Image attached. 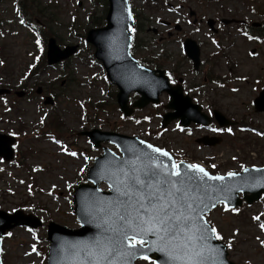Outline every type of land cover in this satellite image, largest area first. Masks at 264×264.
<instances>
[{"label": "rangeland", "instance_id": "rangeland-1", "mask_svg": "<svg viewBox=\"0 0 264 264\" xmlns=\"http://www.w3.org/2000/svg\"><path fill=\"white\" fill-rule=\"evenodd\" d=\"M100 1L94 5V0H0V87L17 91L27 86L32 92H26L24 98L0 99V132L16 138L15 158L9 163L0 160V210L11 214L15 208L33 214L43 225L34 232L24 228L10 231L12 235L3 239L2 264H45L46 225L55 222L78 227L72 193L86 183L88 168L102 154L81 132L97 129L136 136L168 151L176 161L202 164L218 174L238 172L241 166H264V137L260 135L264 114L255 113L252 105L264 88V0H129L139 25L131 51L138 61L179 72L191 81L200 82L204 75L214 77L215 85L209 80L203 83L200 95L192 94L197 96L194 100L208 112L215 107L239 127L220 133L221 143L213 147L196 143L203 135L213 134L208 130L185 131L176 123L160 128L165 97L160 106L136 110L122 119L114 100L117 90L106 81L93 59V48L85 43L89 29L104 25L105 4ZM189 9L196 17H189ZM208 18L216 21L217 35L206 27ZM223 19L259 24L262 38L257 42L255 32L245 37L238 26L220 25ZM174 25L181 31H174ZM49 37L61 48L77 45L78 50L63 66L44 69L43 42ZM185 38L199 45L198 76H192L191 63L184 55ZM38 87L54 99L52 106L44 105L43 98L34 93ZM134 99L132 96L131 101ZM70 152L77 155H68ZM100 187L107 189L106 185ZM238 210L220 205L206 218L223 237L229 260L264 264V245L260 243L264 240V198Z\"/></svg>", "mask_w": 264, "mask_h": 264}, {"label": "water", "instance_id": "water-1", "mask_svg": "<svg viewBox=\"0 0 264 264\" xmlns=\"http://www.w3.org/2000/svg\"><path fill=\"white\" fill-rule=\"evenodd\" d=\"M108 3L107 25L101 29L90 30L87 33L86 41L94 46L95 58L102 63L110 81L118 87L117 102L121 111L125 115L131 113V109L127 108V98L131 91H136L141 95L139 101L133 106L143 107L149 102L157 103L160 92L166 90L172 98L167 107L175 112L164 116L163 126L170 120L177 118L180 119L182 125H188L191 121L207 124L208 118L200 113L197 106L190 104L189 98L182 96L180 88L170 89L162 71H158L159 75L155 76L154 72L138 65L136 60L131 57L129 53L131 36L127 29L133 26V19L131 15L129 18L131 13L127 0H108ZM211 23L213 22H209V24ZM184 48L188 57L193 60L194 68L197 69L199 50L195 42L186 40ZM75 51L76 46H68L60 50L55 45L54 40L50 39L47 62L49 65L58 63L71 56ZM4 92L6 91L0 90V94ZM45 103H51V100L47 98ZM254 105L256 112H264V90L254 101ZM214 116L221 126L230 124L220 113L215 112ZM85 135L90 138L96 147L101 142L114 144L118 148L121 157L104 148L103 155L94 160L93 166L87 173V180L92 182L93 186L85 184L74 191V213L81 225L80 229L69 230L54 223L48 225L47 238L50 245L47 264H78V261H83L86 258L82 254L79 256L73 255L72 245L91 244L98 238L114 235L112 231L107 229L110 226L116 227L119 224V221H116V218L112 216V210L116 200L126 199L116 191L118 187L123 189V173L150 164L149 157L157 162H162L163 165L174 163L170 154L171 160H169V157H163L159 153L153 152L152 149L147 147V143H141V140L137 138L97 130L87 132ZM211 139L204 138L201 141L207 145L219 143V141L208 142ZM13 142V138L0 134V157L6 161L13 156L11 149ZM246 169L247 171L243 170L231 177L228 175L222 176L224 177L223 180H208L205 178L200 181L196 173L186 167L181 168V172L197 176L195 182L185 185L192 198L190 202L197 209L196 215H202L204 218V214L208 213L210 209L214 208L213 205L216 206L218 203H223L229 208L241 205L242 200L238 198L239 193H242L247 204L257 201L262 194L264 195V168ZM167 170L165 168V171ZM171 179L175 180V177ZM101 182L109 186L108 192L98 189ZM205 205H207L206 208ZM31 219H33L31 216H24L19 211L11 216L0 212V237L4 231L13 228L15 225L35 226L38 224ZM114 221L116 223H113ZM11 223L14 224L11 225ZM149 238L154 239V237ZM208 244L217 249L219 255L215 253L209 255L206 264H233L227 261L226 249L219 241L212 237ZM143 254L148 255L157 264H166L167 262V257L160 252L153 251ZM141 255L142 253L137 252L134 258L127 259V264H133L134 260L141 258ZM111 259L114 264H125V258L115 254Z\"/></svg>", "mask_w": 264, "mask_h": 264}, {"label": "snow or ice", "instance_id": "snow-or-ice-1", "mask_svg": "<svg viewBox=\"0 0 264 264\" xmlns=\"http://www.w3.org/2000/svg\"><path fill=\"white\" fill-rule=\"evenodd\" d=\"M130 31H135V29L132 28ZM36 44L39 46V39L36 40ZM2 63L3 61H0V64ZM169 79L171 80V76ZM226 131L230 132L231 129H226ZM55 143L59 144L60 141L56 140ZM147 147L163 157H169V153L161 148H154L151 144ZM68 155L76 156L77 154L70 152ZM149 160L150 164L123 173V189L118 187L116 191L126 199L116 200L112 210V216L119 221V224L107 229L114 235L98 238L91 244L71 246L74 249L73 255L82 254L86 258L78 261V264H114L111 259L114 254L125 258V264H127V259L134 258L137 252L142 253L141 259L145 261L150 257L143 253L160 252L167 257L166 264H206L209 255L213 253L219 255V251L211 247L208 241L212 237L216 240H222L223 237L217 228L204 220L202 215H196L197 209L190 202L192 198L185 185L195 182L197 176L200 181L205 178L223 180L224 177L210 175L199 164L185 166L182 163H170L163 165L162 162H157L151 157ZM183 167L190 169L197 176L181 172L180 169ZM165 168L168 170L165 171ZM243 170L247 171L246 168ZM227 175L231 177L237 173L229 172ZM172 177H175V180L171 179ZM225 210H228L227 206ZM12 211L15 212L16 209ZM232 211L239 210L232 209ZM261 228L264 230V225H261ZM28 231L32 230L28 229ZM6 235L11 236L12 233L7 232ZM149 237H154V239ZM260 243L264 245V240ZM32 247L35 251V245ZM228 247H231V240L228 242ZM152 264H156V261L153 260Z\"/></svg>", "mask_w": 264, "mask_h": 264}, {"label": "flooded vegetation", "instance_id": "flooded-vegetation-1", "mask_svg": "<svg viewBox=\"0 0 264 264\" xmlns=\"http://www.w3.org/2000/svg\"><path fill=\"white\" fill-rule=\"evenodd\" d=\"M167 75H168V78H169V76H171V82L172 81H174V79H176L175 80V82L174 83H177V82H179V80L181 79V84H182V86H183V89H184V92L186 93V94H188L189 96H191V98L194 100L196 97L195 96H193L192 94H194V93H196V94H198V95H200V93L198 92V90L202 87V84L203 83H206L207 81H208V79H210L211 78V76L210 75H204L203 77H202V81H191V80H188L186 77H182V76H179V75H176V77H174L173 76V74H170V73H167ZM44 94V93H43ZM205 105H207V104H205ZM213 110H215V109H212V111ZM191 127H195V128H197V126H194V125H191ZM212 127H214V128H217V126L215 125V124H213V126Z\"/></svg>", "mask_w": 264, "mask_h": 264}]
</instances>
